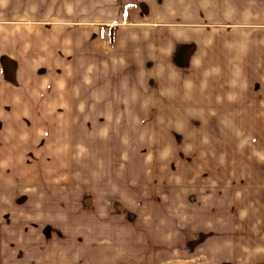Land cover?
<instances>
[{
  "label": "rangeland",
  "instance_id": "1",
  "mask_svg": "<svg viewBox=\"0 0 264 264\" xmlns=\"http://www.w3.org/2000/svg\"><path fill=\"white\" fill-rule=\"evenodd\" d=\"M97 1H73L78 15L80 7L89 8L83 18L89 26L76 25L73 14L72 59L50 76L56 82L46 80L56 90L39 92L21 121L25 163L36 164L25 173L36 178V202L46 204L38 210L47 213L50 198L66 194L60 204L74 216L142 211L144 224L157 234L167 228L173 242H258L264 234V118L216 115L208 90H199L207 84L180 74L192 48L159 68L157 54L148 60L138 36L131 45L126 30L135 21H156L159 11L148 3L140 10L118 0L117 7L102 9ZM163 1L171 21L192 16L191 0ZM113 24L121 33L109 29ZM48 75L37 77L45 82ZM9 111L15 118V108Z\"/></svg>",
  "mask_w": 264,
  "mask_h": 264
},
{
  "label": "crops",
  "instance_id": "2",
  "mask_svg": "<svg viewBox=\"0 0 264 264\" xmlns=\"http://www.w3.org/2000/svg\"><path fill=\"white\" fill-rule=\"evenodd\" d=\"M73 1L0 0V264H264V234L258 235V242L247 243L244 239L234 244L229 237L207 245L173 242L168 240L167 228L157 234L147 227L142 211L127 212L122 218L114 211L103 218L90 217L86 211L74 216L60 204L67 202L66 194L50 198L47 216L38 210L46 204H40L41 199L36 202V178L25 173L35 171L36 164L25 163L21 121L25 108L36 106L39 92L45 87L56 90L46 80L56 82L50 76L66 70L63 63L72 59L68 25L73 14L80 19L76 25L89 26L83 19L89 8L80 7L78 15ZM125 1L133 3L134 9L159 11L156 21H135L126 30L131 45L139 37L148 60L155 51L160 61L155 67H170L180 51L192 48L191 60L180 74L193 84L198 80L207 84L199 90H208L205 96L216 115L264 118V0H191L192 16L175 21L162 13L163 0ZM185 1L190 2L178 3ZM118 2L96 4L104 9L107 4L117 7ZM109 29L121 33V26L113 24ZM93 73L89 79L97 83L99 72ZM43 74H49L45 82L37 77ZM10 108H15V118H10Z\"/></svg>",
  "mask_w": 264,
  "mask_h": 264
}]
</instances>
